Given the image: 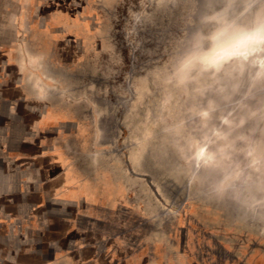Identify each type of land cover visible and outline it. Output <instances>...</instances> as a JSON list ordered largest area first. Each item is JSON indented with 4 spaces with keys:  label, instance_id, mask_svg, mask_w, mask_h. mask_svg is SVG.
Instances as JSON below:
<instances>
[{
    "label": "rangeland",
    "instance_id": "374dc122",
    "mask_svg": "<svg viewBox=\"0 0 264 264\" xmlns=\"http://www.w3.org/2000/svg\"><path fill=\"white\" fill-rule=\"evenodd\" d=\"M260 7L0 0V264H104L122 241L264 264V74L174 75L210 16Z\"/></svg>",
    "mask_w": 264,
    "mask_h": 264
},
{
    "label": "clouds",
    "instance_id": "9594fccd",
    "mask_svg": "<svg viewBox=\"0 0 264 264\" xmlns=\"http://www.w3.org/2000/svg\"><path fill=\"white\" fill-rule=\"evenodd\" d=\"M261 7L251 19L242 27L230 26L223 17V13H217L208 18V23L213 28L207 33H198L194 38L191 48L178 60L174 68V75L181 81L195 78L203 73H215L220 70L224 63L231 60H243L254 66L258 73L264 74V0H260ZM248 5L245 11H248ZM227 30L229 33L235 32L249 37L246 47H242L237 54L225 57L218 63H209L208 57L216 54L217 42L213 39L217 33ZM223 55L222 53H220ZM205 116L207 113H203ZM194 158L207 154L208 160L214 158L213 154L207 152V145L196 143L192 146Z\"/></svg>",
    "mask_w": 264,
    "mask_h": 264
},
{
    "label": "crops",
    "instance_id": "0c3cea01",
    "mask_svg": "<svg viewBox=\"0 0 264 264\" xmlns=\"http://www.w3.org/2000/svg\"><path fill=\"white\" fill-rule=\"evenodd\" d=\"M120 226V224H119ZM149 241H153L151 238H149ZM148 241V243H149ZM109 245H111L109 243ZM107 245V246H109ZM125 247L122 249V253L119 251V257H113L112 255L108 259V261L104 264H110L112 261H114V264H191V256L182 249L181 252L175 253H167L163 249V242H155L154 243V249L151 250L150 246L148 244H143L142 242L138 243V246L136 243L134 244H126V242L122 241L120 242V246ZM95 246V243L92 244L90 247ZM133 247V248H132ZM174 248L177 249V246L174 245ZM173 248V249H174ZM160 250L159 253L157 251ZM148 251V252H147ZM87 263H91L94 261L93 259H85ZM84 260H81L80 264H83L85 262ZM97 261V260H96Z\"/></svg>",
    "mask_w": 264,
    "mask_h": 264
},
{
    "label": "snow or ice",
    "instance_id": "6c2138e0",
    "mask_svg": "<svg viewBox=\"0 0 264 264\" xmlns=\"http://www.w3.org/2000/svg\"><path fill=\"white\" fill-rule=\"evenodd\" d=\"M213 39L217 42V51L216 54L207 58L209 63H218L225 57H230L234 54H237L242 47L247 46L250 38L235 32L229 33L227 30H225L217 33ZM200 154L203 156L202 151Z\"/></svg>",
    "mask_w": 264,
    "mask_h": 264
},
{
    "label": "bare ground",
    "instance_id": "6f19581e",
    "mask_svg": "<svg viewBox=\"0 0 264 264\" xmlns=\"http://www.w3.org/2000/svg\"><path fill=\"white\" fill-rule=\"evenodd\" d=\"M240 3H241V1H240ZM240 6H241V5H240ZM235 10H236V9H235ZM236 11H237V10H236ZM204 15H205V14H204ZM202 16H203V15H202ZM203 17H204V16H203ZM203 17H201V18H203ZM230 18H231V17H230ZM237 18H238V17H237ZM237 18H236L235 21H233L234 23H233L231 26H233L234 24L236 25V24L238 23ZM242 20L245 21V22L247 23V21H246L247 18H246V19H242ZM242 23H243V22H242ZM242 23H241V24H242ZM244 24H245V23H244ZM242 25H243V24H242ZM236 27H237V26H236ZM200 31H201V30H200ZM197 33H198V32H197ZM244 62H245V61H244ZM244 62H243V63H244ZM233 63H234V62H233ZM233 63H232V64H233ZM232 64H231V65H232ZM236 64H237V63H236ZM238 64H239V63H238ZM234 65H235V64H234ZM248 65H249V63H248ZM236 66H237V65H236ZM242 66H243V65H242ZM228 67H230V66L228 65ZM245 67H246V65H245ZM247 68H248V66H247ZM230 70H231V69H230ZM230 70H229V71H230ZM238 70H240V69H238ZM250 74H251V73H250ZM246 75H247V73H246ZM242 79H243V77H242ZM243 81H244V80H243ZM232 82H233V81H232ZM232 82H231V83H232ZM228 83H230V82H228ZM242 86H243V85H242ZM230 92H231V91H230ZM243 103H244V102H243ZM242 112H243V111H242ZM254 126H255V125H254ZM222 150H223V149H220V150H219L220 154H221ZM207 152H208V153H211V152L208 150V148H207ZM211 154H212V153H211ZM213 156H214V158H215V155H213ZM201 157L206 158V161L208 160L207 154H205V155H203V156H201ZM214 158H213V159H214ZM200 159H201V158H200ZM213 159H212V161H213ZM197 160H198V158H197ZM197 160H196V161H197ZM210 161H211V160H208L209 163H210ZM137 166H138V165H137Z\"/></svg>",
    "mask_w": 264,
    "mask_h": 264
}]
</instances>
